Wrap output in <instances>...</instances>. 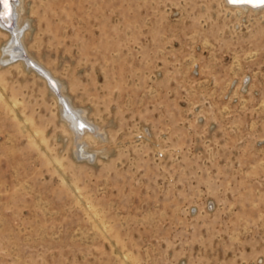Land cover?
I'll use <instances>...</instances> for the list:
<instances>
[{
    "label": "rangeland",
    "instance_id": "1",
    "mask_svg": "<svg viewBox=\"0 0 264 264\" xmlns=\"http://www.w3.org/2000/svg\"><path fill=\"white\" fill-rule=\"evenodd\" d=\"M20 3L25 48L104 136L78 158L58 94L0 66V264H264V9Z\"/></svg>",
    "mask_w": 264,
    "mask_h": 264
},
{
    "label": "bare ground",
    "instance_id": "2",
    "mask_svg": "<svg viewBox=\"0 0 264 264\" xmlns=\"http://www.w3.org/2000/svg\"><path fill=\"white\" fill-rule=\"evenodd\" d=\"M224 1L236 9L253 11L264 9V4L261 3H248L245 2V0H241V2L237 3H234L233 0ZM20 2L21 0H8V7L5 9L3 0H0V28L9 33V39L2 47L0 66L20 61L27 69L35 71L39 76L44 78V81L51 92L53 94H58V103L61 107L62 116L66 119L74 132L76 141L75 155L78 158L81 157V159L86 158L87 160H92L94 159V156H88L89 151L82 135L90 134L94 137L102 138L104 136L103 130L87 120L84 110H79L74 107L70 98L63 92V84L60 83L51 72L45 68V66L40 62H37L36 59H33L25 48L22 39L25 25L21 20L23 6ZM14 18L16 20H14ZM4 25L8 27H3Z\"/></svg>",
    "mask_w": 264,
    "mask_h": 264
},
{
    "label": "snow or ice",
    "instance_id": "3",
    "mask_svg": "<svg viewBox=\"0 0 264 264\" xmlns=\"http://www.w3.org/2000/svg\"><path fill=\"white\" fill-rule=\"evenodd\" d=\"M233 2L234 3H237V2H241V0H233ZM245 2L264 4V0H245ZM3 4H4L5 9H7V7H8V0H3Z\"/></svg>",
    "mask_w": 264,
    "mask_h": 264
},
{
    "label": "built area",
    "instance_id": "4",
    "mask_svg": "<svg viewBox=\"0 0 264 264\" xmlns=\"http://www.w3.org/2000/svg\"><path fill=\"white\" fill-rule=\"evenodd\" d=\"M243 81H244V82H246V78H245V79H243Z\"/></svg>",
    "mask_w": 264,
    "mask_h": 264
},
{
    "label": "water",
    "instance_id": "5",
    "mask_svg": "<svg viewBox=\"0 0 264 264\" xmlns=\"http://www.w3.org/2000/svg\"><path fill=\"white\" fill-rule=\"evenodd\" d=\"M3 27H8V26L4 25Z\"/></svg>",
    "mask_w": 264,
    "mask_h": 264
}]
</instances>
